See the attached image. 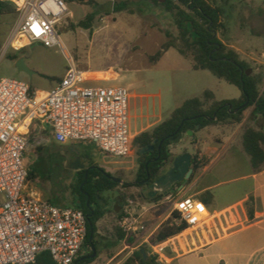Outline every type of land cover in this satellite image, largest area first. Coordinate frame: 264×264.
<instances>
[{"label": "rangeland", "instance_id": "1", "mask_svg": "<svg viewBox=\"0 0 264 264\" xmlns=\"http://www.w3.org/2000/svg\"><path fill=\"white\" fill-rule=\"evenodd\" d=\"M96 1L100 4V8L67 4L69 14L59 26V32L68 55L60 48H46L38 43L19 51L8 47L19 17L17 12L15 15L2 16L0 78L12 72L9 55L17 53L20 57H24L28 67L37 73L29 81L32 92L43 94L54 88L62 79L70 64L68 58H71L79 70L87 73L86 86H121L128 90V129L132 139L129 155L116 157L102 153L94 144L87 147L79 145L92 165H98L105 171L110 170V174L122 179L124 184H134L126 189L123 188L124 184H120L115 190L104 194L107 204L103 201L101 205L106 209V214L97 224V258L95 260L96 264H102L104 244L108 239L116 237L117 229L120 228V218L116 209L118 201H121L120 193L126 195L124 209L130 208L134 217H138L146 204H155L154 210L157 213L171 205L164 200L165 196L160 200L149 197V187L137 184V172L143 158L139 154L140 149L133 146L134 138L144 132L151 133L157 126L168 120L184 102L191 98H202L206 91H216L219 97L235 96L240 91L236 86L218 79L210 71L194 70L190 65L193 63L191 57L185 61L173 60L169 64L151 62V58L168 41H175L179 47L183 48L178 39L179 32L175 19L161 4L141 3L140 0ZM123 1L133 4L134 14L112 13L114 5ZM215 1L223 10V23L228 20L234 26L238 21L244 35L248 37L241 43V49L244 55L251 54L250 58L254 59V61L249 60L248 64L252 67L254 75L260 78L259 88L261 93H264V65L258 62L264 61L262 57L264 39L253 38L248 31L255 27V20L264 14V2L260 0ZM95 12L96 16L90 30L78 27L87 15ZM259 29L264 31V22ZM232 31L234 32V28ZM217 37L224 40L222 33L217 34ZM20 76L26 77L25 74ZM210 105V103L206 104V108ZM252 110L253 107L244 113L247 114ZM263 123L262 119H249L244 129L251 127L259 130ZM238 126L239 124L210 125L203 130H198L192 136L188 133L183 134L178 144L172 143L169 149L174 152V157L189 153L192 157L198 155V161L205 160L207 165L209 164L206 169L198 170L185 187H217L220 203H230L239 196L241 187H247L244 176L249 172V155L241 145V138L238 137L231 146L227 144L229 137L234 134ZM28 139L24 157L28 170L35 175V178L28 181V187L40 188L45 198L58 207L77 206L78 203L74 204L70 201L72 185L77 182L76 173L72 170H62L58 165V158L54 156L57 151L56 145L51 142L49 135L30 132ZM214 149H216L214 152H210ZM216 157L217 159L212 161ZM171 163L169 162L163 171L169 169ZM197 178L200 180L199 186L194 184ZM197 190L189 191L188 195L198 200L199 196L195 193ZM178 199L176 195L175 201ZM237 215L236 213L235 216ZM219 217L222 218L223 215ZM145 230L146 227L141 231ZM83 253L89 254L90 248L86 247ZM150 253L157 256V263L160 264V257L152 248ZM131 256L132 254L122 258L121 264H126ZM118 260L119 258L112 264L118 263Z\"/></svg>", "mask_w": 264, "mask_h": 264}, {"label": "built area", "instance_id": "2", "mask_svg": "<svg viewBox=\"0 0 264 264\" xmlns=\"http://www.w3.org/2000/svg\"><path fill=\"white\" fill-rule=\"evenodd\" d=\"M0 1L12 4L19 17L8 47L19 51L38 43L60 48L68 55L59 32L69 14L67 3ZM68 59L70 64L61 81L43 94H32L27 82L0 79V264H36L43 253H49L54 264H76L87 247L88 218L83 210L57 207L26 193L29 170L24 155L29 139L23 119L47 125L61 146L92 143L102 153L116 157L128 156L131 151L128 90L86 86L87 73ZM164 200L188 227L207 224L205 206L193 197L175 201V193H169ZM138 217L130 208L124 209L120 229L134 233Z\"/></svg>", "mask_w": 264, "mask_h": 264}, {"label": "trees", "instance_id": "3", "mask_svg": "<svg viewBox=\"0 0 264 264\" xmlns=\"http://www.w3.org/2000/svg\"><path fill=\"white\" fill-rule=\"evenodd\" d=\"M63 1L68 5L79 4L100 8V4L96 0ZM140 2L161 4L167 12L171 13L178 28V39L183 45V48H181L172 40L164 43L158 53L151 58L152 63H157L171 48L177 49L182 56L191 57L194 70L210 71L218 79L236 86L241 91V97L233 100L216 101L214 94L206 91L202 98H191L184 102L181 107L172 113L168 120L157 126L151 133L144 132L135 137L133 146L138 147L140 150L152 144L154 140H158L155 145L156 150L152 156L148 153L143 155L139 153L142 155L143 160L137 172V184H139L138 181H145L149 178L156 180L162 174L163 168L174 158L169 147L179 134H187L189 131L198 132L196 130L197 126H200L199 130H203L210 125L241 124L245 118L244 112L251 107H253L251 118H260L264 121V93H261L259 88L261 80L254 75L252 67L248 63L240 60L238 53L234 49L229 48L217 37L219 33L224 36L226 28L223 23V10L216 4L215 0H163L162 2L160 0H140ZM132 5L129 1L117 3L114 5L112 13L130 12L134 14ZM15 14L16 9L12 4L0 1V24L2 16ZM95 16L96 12L87 15L78 24V27L90 30ZM215 34L216 36L214 37ZM19 58L21 57L17 53L9 55L11 61H17ZM31 93L33 94L32 89ZM248 99L250 102L245 109L240 110L236 114L232 113L244 105ZM208 103L211 105L206 108ZM230 105L231 109L229 108ZM215 115V120L207 119L213 118ZM196 117L199 118L194 119ZM179 128H181L180 131H178ZM162 141L164 143L159 151L158 148ZM243 148L251 158L254 172H260L264 167V131L251 127L247 128L243 135ZM159 155L160 158H158ZM151 157L158 158V160L149 161ZM206 166L207 162L205 160L198 161V155L193 156L194 174L191 178L193 179L196 172ZM108 176L112 175L98 165H93L88 174H86V171L80 172L77 182L72 185L73 195L78 199V205L75 207L83 210L87 215L91 213V210L94 211L93 216L88 220L86 246L90 248V253L87 256L93 254V246L97 252V224L106 214V209L101 205L100 200L107 204L104 194L115 190L120 185L112 181ZM33 178H35L34 173L29 171L28 180ZM132 186H134L133 183H126L123 188L126 189ZM88 196L90 197L89 206H87ZM119 198L121 201H118L116 209L121 219L123 217L126 195L120 193ZM198 200L208 208L214 200V195L211 191H206L199 196ZM248 214L252 219L254 216L252 206H249ZM188 228L185 222L180 221V214L173 212L153 235L150 245L162 244ZM117 231V235L120 237L127 235L120 228ZM143 249L144 253L141 250L135 251L126 261V264H159L157 263V256L151 255L148 246H144ZM96 258L86 260L85 256H81L77 260V264H91ZM36 264L54 263L49 253H43L38 257Z\"/></svg>", "mask_w": 264, "mask_h": 264}, {"label": "crops", "instance_id": "4", "mask_svg": "<svg viewBox=\"0 0 264 264\" xmlns=\"http://www.w3.org/2000/svg\"><path fill=\"white\" fill-rule=\"evenodd\" d=\"M260 1L264 2V0ZM255 21V27L250 28L251 31L250 29L248 31L251 32V37L264 39V31L259 29L264 22V14L259 16ZM256 23L258 24V29L256 28ZM224 24L226 28L224 32V44L229 48L234 49L238 53L241 61L246 63H248L249 60L254 61V59L249 56L251 54L244 55L241 49V43L248 37L244 35L243 29L238 21L235 22L234 26H232L228 20H225ZM232 28H234V32L232 31ZM262 57H264V50L262 52ZM187 59L188 58L182 56L177 49L171 48L164 54L158 63L169 64L173 60L179 62ZM9 62L11 63L10 70H12V72L8 73L7 76H2L0 79L12 78L29 83L30 80L28 76H20L21 73L18 72L15 67L16 62ZM258 62L264 65V61ZM190 65L193 68V63ZM212 93L214 94L216 101L233 100L241 97V91L238 92L237 95L229 97H219L216 91H212ZM252 111H249L247 114L244 113L245 118L243 122L239 124L234 134L229 137L227 143L229 146L233 145L234 141L238 140V137L241 138V145L243 146V135L247 129H244V126H246L249 119H252ZM257 119L259 120L260 118ZM22 126L24 131L28 133V137L30 132H36L37 134L45 133L49 135L51 142L58 146L53 140L50 128L47 125L39 121H28L23 119ZM259 130L264 131V123ZM78 145H84L87 147L88 145L93 144ZM215 150L216 149L211 150L210 152H214ZM171 153L174 154L172 151ZM216 159L217 157L212 161H215ZM248 163L249 172L244 176V180L247 182V187H241L239 196L230 203L219 202L220 196L216 191L217 187H185L182 190L176 187L177 191L175 192V196L177 195L178 198L192 197L189 196L188 193L189 191L196 189L198 190L195 193L198 196L206 191H211L213 193V202L208 208L205 207L209 214L206 225L189 227L176 237L169 239L162 244L152 246L150 245V241L153 235L172 215L174 209L171 204L167 209L157 213V211L154 210V207L156 206L155 204H146L138 215L139 217L136 226L137 231L130 234L127 233L124 237L117 235L106 241L103 248L102 264H112L117 258H119V260L118 263L115 264H121L122 258L133 254L135 251L142 250L144 246H148L149 250L152 248L154 252L159 255L160 264H264V167L260 172H254L250 156ZM208 165L204 169H206ZM106 172L110 173V170H106ZM194 184L199 186V178L196 179ZM26 193L37 196L52 204L51 200L46 199L44 192L38 187H28L27 185ZM70 201L74 204L78 203V199L73 195V192ZM249 203H251V205H249ZM249 206H252L254 209V216L252 219L248 214ZM199 208L203 212H206L203 207L199 206ZM236 213L238 214L237 216H235ZM221 214L223 215L222 218L219 217ZM144 227H146V230L142 232L141 230ZM87 255V253H83L82 256L87 257ZM91 264H96V261Z\"/></svg>", "mask_w": 264, "mask_h": 264}, {"label": "water", "instance_id": "5", "mask_svg": "<svg viewBox=\"0 0 264 264\" xmlns=\"http://www.w3.org/2000/svg\"><path fill=\"white\" fill-rule=\"evenodd\" d=\"M216 36V34L214 35V37ZM16 69L18 70V72H24L28 75L29 80H32L33 76L37 75V73L33 70H31L28 65L26 64V60L24 57L19 58L16 61L15 64ZM250 100L248 99L247 102L242 105L241 107H239L238 109L234 110L232 113L236 114L237 112H239L242 109H245L248 105H249ZM229 108L231 109V105L229 106ZM216 115L213 118H207L209 120H215ZM199 117H196L194 119H198ZM200 126L196 127V130H199ZM181 128H179L178 131H180ZM194 132L193 131H189L188 135H193ZM183 135L180 134L177 136V138H175L173 140L174 143L178 144L181 139H182ZM158 143V140H154L152 144L147 145L146 147H144L143 149L140 150V154H146V153H150V152H154L155 151V145ZM164 143V141H162L159 145L158 150H161V146ZM160 158V155L159 157ZM191 159L192 156L189 153H184L182 155H179L177 157H175L172 166L170 168V170L165 173L164 175H162L161 177H159L158 179H156L154 181V183L151 186L152 192L149 194V197L153 198V199H163V197L169 193L174 194L177 191L176 186L178 184L180 187H178L180 190L184 189L185 186L189 183V180L191 179L194 170L191 168ZM158 159H156L157 161ZM78 169V168H76ZM89 169L87 170L86 174H88ZM112 181L119 183V184H124L123 180L120 178H116L114 176H108ZM150 179V178H149ZM160 192V195H157ZM89 202H90V197L88 196V201H87V206H89ZM100 203H103L102 200H100ZM94 211L91 210V213L87 215L88 220L91 219V217L93 216ZM93 232V230H92ZM93 249V254L90 256L85 257L86 260H91L96 258L97 256V252L95 247H92ZM142 253H144V249L141 250ZM77 264V263H76Z\"/></svg>", "mask_w": 264, "mask_h": 264}, {"label": "flooded vegetation", "instance_id": "6", "mask_svg": "<svg viewBox=\"0 0 264 264\" xmlns=\"http://www.w3.org/2000/svg\"><path fill=\"white\" fill-rule=\"evenodd\" d=\"M21 74H25V76L27 77L26 73L21 72ZM56 149H57V151L54 153V156H55V158H58V161H59L58 165L62 168V170H65V171L72 170L73 172L76 173V177H78L80 172H82V171L87 172L88 169L90 170V168L93 167V165L89 162V157L87 156L86 153L82 152L81 147L79 145L69 144V145H65V146H56ZM154 152H150L148 154L150 156H152V154H154ZM156 159H158V158L151 157V159H149V161L150 160H156ZM174 159H175V157L170 161V163L171 162L173 163ZM172 163H171V166H172ZM171 166L166 171L162 170V174L159 177H161L162 175L167 173L170 170ZM76 168H78V169H76ZM191 168L193 169V157L191 159ZM154 181L155 180H151V179H147L145 181H138V183H139L138 185L148 186L150 189V191L148 193V195H149L152 192L151 186L154 183ZM179 185H181V184H178L176 187H178ZM157 195H160V192Z\"/></svg>", "mask_w": 264, "mask_h": 264}]
</instances>
